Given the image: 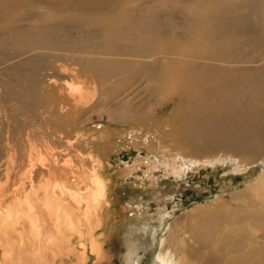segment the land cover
<instances>
[{"label":"rangeland","instance_id":"obj_1","mask_svg":"<svg viewBox=\"0 0 264 264\" xmlns=\"http://www.w3.org/2000/svg\"><path fill=\"white\" fill-rule=\"evenodd\" d=\"M0 1L5 2L0 4V28H7L1 29L7 31L0 34L1 40L14 32L10 29L11 27L22 26L32 29V36L26 40L27 43L31 44L30 40L46 33L48 30L46 25L55 24L61 26L57 32L61 39L64 38L63 33L70 31V45L82 53V55L75 54L74 60L61 56L56 61L52 55L65 52L50 50V57L49 50L46 51V49H37V53L36 50L32 51L30 48L26 50L29 53L28 56L33 54L32 57L46 54L48 63L54 69L50 70L48 64L43 60L41 73L53 75L57 82H53L52 86L48 85L50 88L48 90H40L41 96L44 97L43 101L47 100L43 107L41 106L42 108H38L39 115H42V119L44 118L43 123L35 121L36 118L33 119L32 115L24 110L25 107H23L24 109L20 107L22 109L20 110L15 101L1 102L2 106L7 108L6 112L2 113L7 124L3 126L2 134H0L3 139V142H0V147L5 148L2 151V162L3 164L6 163L3 172L5 176L0 177V202L3 201L1 206L9 205L15 200L14 196L4 198L5 193L8 195L19 184L26 181L24 174L29 165L26 162L25 168L22 166L23 160L20 156L22 157L21 153L24 149L20 138L23 139L22 136L24 135L22 118H25L27 114L31 124L34 122L35 127H41L40 132H45L43 137L53 135L52 133L56 136V141H53L55 143L51 146L52 150L42 149L45 155L42 154L47 159L45 161L47 163L46 172L53 168H59V172L67 171L70 174L72 166L77 167L83 163L86 166L83 169H87L88 173L93 170L94 163L96 165L91 155L95 158L99 157L103 161L102 170L111 182L114 203L113 212H111L108 221L109 230L101 226L94 231L99 240L105 239L103 246L107 256L106 260L104 259L100 264H155L163 244L167 246L170 240H173L170 245L172 252L182 257L181 264H194L187 254L192 246L198 248L199 242L193 238L194 233L190 231L193 228L190 214L213 208L209 213L216 210L218 218H222L227 213L238 209L239 212L235 217H232V219H238L242 215L241 212L247 207L237 205L241 203L242 194L264 172V151L254 153L250 149L236 155L231 149L224 147L220 149V156L227 154L225 158H220L224 159L223 162L219 161L215 164L205 162L202 157L205 154L208 155L210 151L208 153L205 151L197 152L196 149L195 151L186 147V141L181 143L176 141L177 135L175 133L177 134L179 125H181V121L175 114L179 109L176 99H171L157 108V103H154L155 100H153L151 103L155 104L154 113L140 117L142 108L139 105L136 106L135 101L123 106L127 104V97L116 92L119 87L115 85L110 88L106 85L105 89L108 90H103V95L99 86H96V99L91 101L92 103L85 107H75L70 90L64 85V79H62L64 74L61 73L60 68L62 66L75 68L77 74L72 76L71 86L78 87L81 85L85 91H92L94 88L93 80L98 82L97 76L103 73L105 68H114L120 62L131 63L130 61H123L121 58L132 59L130 55H121L115 48L128 43L126 42L127 37L130 38L134 31L145 28L153 32L169 34V37L173 38L176 44H171L170 50L166 52L173 54V51L182 48L185 42L189 41V36H192L190 26L194 27L198 20H205V17L202 16L208 14L213 19L215 16H222L225 19L230 18V49L227 50V53H230V71L241 70L245 71L246 74L243 79L238 81L246 84L237 89L244 96V93L250 89L248 84L257 80L258 73L264 72V68L259 67L261 64L257 66L258 63L254 62L255 59H260L264 65V49L258 48L248 41L250 37L248 31L251 28L258 27V30L262 28L264 31V0H104L97 4L98 7L91 8V11L62 5L58 3V0ZM80 1L78 0V3ZM100 15H103L101 22L99 21L102 18H97ZM80 17L83 19L81 20ZM76 18H78L77 21ZM118 18L119 20L116 21ZM90 21H96V23L92 22L94 25H104L106 29L108 28L107 33L100 38H95V34L84 33L82 27L85 22ZM92 23L91 25H93ZM113 25H115L114 30H110L109 28ZM263 34L264 32L257 36ZM18 36L19 34H16L13 40L9 42L13 43ZM225 38L227 36L222 37V39ZM97 43L103 46L100 53L97 54L92 51L93 54H84L85 47L93 50ZM134 46L132 45V48ZM15 47L17 46H11V48ZM0 49L8 52L14 51L4 44L0 45ZM16 50L15 48V52ZM153 52L156 50L154 49ZM24 61L26 60L22 62ZM187 61L180 59L178 62L185 63ZM89 62L96 67L94 73L85 71ZM205 62L221 66L223 60L220 58ZM134 63L139 62L134 60ZM41 75L40 77L47 80L46 76ZM106 96L110 101L109 104H104ZM138 100H144L143 96L138 97ZM249 102L264 104V97L253 95L249 98ZM62 105L66 107L62 109ZM8 107H11L12 113ZM21 111L27 113L23 114ZM256 114L260 120L249 127L251 128L250 135L246 129L243 133L245 138L260 139L261 141L264 139V133L260 132L264 113L256 112ZM130 115H133L134 118L137 116L138 121H134L136 119L133 117L131 120ZM174 123H176L175 126ZM153 124L155 128L149 127ZM60 127L65 128L62 130ZM147 127L151 128L148 132L145 131ZM246 127L248 126L246 125ZM54 129L58 132H52ZM59 130L65 133V137L62 139L57 136ZM172 130L174 133H171ZM67 138L72 140L67 143ZM148 138L149 141H145ZM42 154L37 153L36 163L38 166L45 160ZM212 154L214 153L212 152ZM175 155L179 157L176 160L174 159ZM234 155L236 156L234 157ZM244 155L249 158L247 160L249 162L248 167L239 170L230 166V162L237 161L238 163L237 159H244ZM248 158L245 157V159ZM47 175L43 177L45 180L48 178ZM70 175L71 180H73L72 174ZM218 203L226 204V208L223 210L215 209L216 206H219ZM178 232L181 233L179 237ZM165 236L167 237L165 243H162ZM182 238H185L187 243ZM74 243L78 249L84 248L79 243L78 236H74ZM216 243H219L217 245L219 250L223 251H220L219 254L216 252L219 259L217 264H230L233 258H237L241 252L248 250L247 246H243L244 248L237 247V242L234 239L230 241L234 248L221 241ZM88 246L89 244L86 245L89 255L88 264H95L96 257L89 251ZM203 247L204 251L213 248L212 245L207 247L203 245ZM223 255L230 256H227V259Z\"/></svg>","mask_w":264,"mask_h":264},{"label":"bare ground","instance_id":"obj_2","mask_svg":"<svg viewBox=\"0 0 264 264\" xmlns=\"http://www.w3.org/2000/svg\"><path fill=\"white\" fill-rule=\"evenodd\" d=\"M103 1L81 0L78 3V0H58V3L75 7V9L91 11V8L94 9V6L96 7ZM1 2L5 3L0 1V4ZM98 17L102 18L103 15ZM202 17H205V20H198L194 27L190 26L192 36H189V41H186L182 48L173 51V54L166 52L170 50L171 44H176L174 39L169 37V34L153 32L145 28L134 31L130 38L127 37L126 42L128 43L115 48L121 55H130L132 59L121 58L123 61H130L131 63L120 62L114 68H105L103 73L97 76L99 83L93 80L94 88L92 91H85L81 85L78 87L71 86L72 76L77 74L75 68L59 67L65 76L62 79H64V85L70 90L74 106L85 107L89 105L92 103L91 101L96 99V86H99L103 95V90H108L105 89L106 85L110 88L115 85L119 87L116 92L127 97V104L123 106L135 101L136 106L139 105L142 108L140 117L154 113L155 104L151 103L153 100H155L154 103H157V108L171 99H176L179 109L175 114L181 121L179 131L177 134L175 133L177 135L176 141L180 143L186 141V147L196 149L197 152L205 151L208 153L210 151L208 155L205 154L202 157L205 162L210 164L223 162L224 159L220 158H225L227 154L220 156V149L224 147L231 149L236 155L250 149L254 153H262L264 151V139L261 141L260 139L251 140L245 138L243 132L246 129L250 135L251 128L249 127L260 120L256 117V112L264 113V104L249 102V98L253 95L264 97V72L258 73L257 80L248 84L250 89L248 92H242L244 93L243 96L237 89L246 84L238 82L246 76L245 71H230V53H227V50L230 49V18L215 16L213 19L208 14ZM101 20L103 18L99 22ZM118 20L119 18L116 19V21ZM98 21L97 23H99ZM92 22H85L84 26L82 24L84 33L95 34V38H100L107 33L108 28L106 29L104 25H94L96 21ZM46 27L48 29L46 33L30 40L31 44L27 43L26 40L32 36L33 31L31 28L22 26L11 27L10 29L14 32L2 40L0 39V45L4 44L10 50H14L8 52L0 49V103L15 101L20 110H22L20 107H25L23 109L32 115L33 119L36 118L35 121L39 123H43L44 118L42 119V115H39L38 108L43 107L44 102L47 101H43L44 97L41 96L40 90H48V85L52 86L53 82L56 83L57 80L51 74L41 73L43 60L48 64L50 70L54 69L48 63L45 53L32 57L33 54L30 53L31 55L28 56L29 53L26 50L30 48L32 51L36 50L37 53V49H46V51L49 50L50 57V50L65 52L56 54L57 56L52 55L56 61L61 56L74 60L75 54L82 55L74 46L70 45L71 33L68 29L69 32L63 33L64 38L61 39L57 34L60 25H46ZM114 28L115 25L109 29L114 30ZM1 29L7 28H0V34L7 32ZM262 32H264L262 28L260 30L258 27L251 28L248 31L250 36L248 41L256 47L264 49V34L257 36ZM16 34L19 36L15 41L9 42L13 40ZM223 36H227V38L222 39ZM131 44L135 46L132 48ZM11 46H17L15 47L16 52L15 48H11ZM173 48L176 49V47ZM154 49L156 52H153ZM102 50L103 46L97 43L93 50L85 47L84 54H93L92 51L98 54ZM22 53L24 54L20 56ZM220 58L223 60L221 66L205 62ZM180 59L188 61L185 63L178 62ZM23 60L26 61L22 62ZM134 60L139 63H134ZM254 62L258 63L257 66L261 64L259 67L264 68L260 59H255ZM74 63L76 62L74 61ZM87 67L85 71L88 73L96 71L93 63L89 62ZM41 74L46 76L47 80L40 77ZM140 96H143L144 100H138ZM104 100V104H109L110 101H108L107 96ZM2 105L1 103L0 134H2L3 126L7 124L2 115L7 108ZM11 107H8V110L12 113ZM63 107L66 106L62 105V109H64ZM130 117L133 120L132 117L134 118V116L130 115ZM30 121L27 114L25 118H22L24 135L22 136L23 139L20 138L24 149L21 153L22 157L20 156L23 160L22 166H26V162L29 165L24 174L26 181L19 184L8 195L3 194L4 198L14 196L15 200L11 204L1 206L3 201L0 202V264H88L87 244H89V251L96 257L95 264H100L107 256L103 246L105 239L99 240L94 231L101 226L109 227L108 221L111 212H113L114 203L111 182L102 170L103 161L99 157L95 158L91 155L96 165L94 163L93 170L88 173L87 169H83L86 167L83 163L78 164L77 167L72 166L70 174H72L73 180L67 171L59 172V168H53L46 172L47 163L45 161L47 159L43 156L42 149L52 150L51 146L55 143L53 141H56V136L52 133L54 137L51 134L43 137L45 132H40L41 127H35L34 122L31 124ZM48 125L50 124L48 123ZM175 125L176 123H174ZM149 127L155 128V125ZM149 127L145 131L151 130ZM60 128L63 130L65 127ZM52 132L58 131L54 129ZM260 132L264 133V120ZM171 133H174L173 130ZM64 135L65 133L59 130L58 138L62 139L65 137ZM70 140L72 139L67 138L66 142L68 143ZM145 141H149V138ZM0 142H3L1 136ZM4 149L0 147V177L5 176L3 172L6 163L3 164L2 162ZM37 153L40 155L43 153L42 156L45 159L43 160L45 163L42 162L39 164L40 166L36 163ZM245 157L248 158V156ZM245 157L244 159L238 158V163L237 161L230 162V166L243 170L249 164L247 161L249 158L245 159ZM178 158L177 155L174 156L175 160ZM46 174H48V178L45 180L43 177ZM242 195L241 203L237 205L247 207L241 212L242 215L238 219H232L239 212L238 209L227 213L222 218H218L216 210L209 213L213 208L190 214L193 221V228L190 231L194 233L193 238L199 242L198 248L192 246L187 254L194 264H217L219 259L216 252L219 254L220 251H223L219 250L217 247L219 243L216 242L228 243L234 248V245L230 243L232 239L237 242V247L244 248L243 246H247L248 250L241 252L237 258H233L230 264H264V172ZM218 204L219 206H216L215 209L223 210L226 208V204ZM180 235L181 233L178 234V237ZM74 236H78L79 243L84 248L78 249L76 247ZM166 238V236L163 238L162 243H165ZM185 241L187 243V240ZM172 243L173 240H170L167 246L163 244L155 264H181L182 257L177 256L170 249ZM201 244L205 247L212 245L213 248L204 251ZM227 256L230 255L224 257L228 259Z\"/></svg>","mask_w":264,"mask_h":264}]
</instances>
